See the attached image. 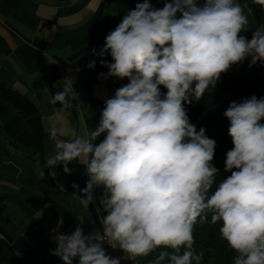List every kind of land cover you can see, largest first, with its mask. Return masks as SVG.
<instances>
[{
  "label": "clouds",
  "instance_id": "9594fccd",
  "mask_svg": "<svg viewBox=\"0 0 264 264\" xmlns=\"http://www.w3.org/2000/svg\"><path fill=\"white\" fill-rule=\"evenodd\" d=\"M254 3L264 9V0ZM247 24L237 0H204L202 5L170 0L159 9L143 0L105 37L98 55L110 54L114 62L101 59V64L108 75L130 82L105 101L87 137L73 131L46 159L47 168L62 165L69 175L70 163L86 161L89 179L80 189L86 205L94 202L96 188H103V235H85L79 225L71 234L57 233L51 254L63 264L76 258L78 264H121L106 254L105 241L127 259L163 248L171 251H161L153 264H199L193 230L208 222L209 214L236 253L233 264H264V97L233 101L225 110L233 147L224 161L230 175L218 184L220 170L212 163L216 141L203 127L197 131L184 107L215 88L233 64L250 58V67L264 65V25L248 40L240 35ZM66 80L51 99L60 105L57 120L79 104L73 105L79 94ZM51 135L55 139V128Z\"/></svg>",
  "mask_w": 264,
  "mask_h": 264
},
{
  "label": "crops",
  "instance_id": "0c3cea01",
  "mask_svg": "<svg viewBox=\"0 0 264 264\" xmlns=\"http://www.w3.org/2000/svg\"><path fill=\"white\" fill-rule=\"evenodd\" d=\"M120 22L117 0H0V82L31 101L45 131L42 160H28L25 155L33 152L30 132L0 101V264H63L51 254L57 233L71 234L79 225L85 235L103 234V188H96L93 203L81 199L80 189L89 179L86 161L70 163L69 175L62 165L47 168L46 159L58 140L70 139L73 131L87 137L97 127L117 79L100 62H114L110 54L98 53ZM90 61L95 67H87ZM66 79L79 94L73 105L79 104L65 109L63 119L57 120L60 105L51 99L63 90Z\"/></svg>",
  "mask_w": 264,
  "mask_h": 264
},
{
  "label": "trees",
  "instance_id": "16d2710c",
  "mask_svg": "<svg viewBox=\"0 0 264 264\" xmlns=\"http://www.w3.org/2000/svg\"><path fill=\"white\" fill-rule=\"evenodd\" d=\"M56 2H68L71 0H53ZM143 0H117V15L122 21L128 11L135 8L137 3ZM167 2H169L167 0ZM150 3L155 8H163L165 3L162 0L152 1ZM248 18L246 31L240 33L248 40L252 38V32L260 25H264V9L254 3V0H246V6L243 10ZM250 65V58L245 59L239 64H233L230 69L221 74L220 80L215 88H209L199 101H193L192 104L185 103L187 115L190 123L196 125L197 131L201 127L206 130V135L216 141L215 156L212 161L215 167L220 171L217 175V184L226 176L230 175L224 171V161L226 152L232 149L231 137L228 135L230 122L222 123L216 115V109L220 99L226 94H237L240 100L255 95L257 98L264 97V65L259 62L256 65ZM130 81L127 78L117 77L114 93L117 89L125 86ZM166 89L161 87V93H166ZM0 101L14 110L25 122L31 136L32 154L25 155L28 160H42L45 131L41 116L36 107L22 93L6 86L0 82ZM264 123V120L260 121ZM216 185H213V190ZM211 215L208 222L204 224L197 223L194 226L193 236L195 243L193 250L200 254L202 259L199 264H233L236 253L229 248L227 242L219 234V223L211 224ZM161 251H171V249L159 248L150 253L142 261V264H153ZM183 251V250H182ZM193 264H197L193 260Z\"/></svg>",
  "mask_w": 264,
  "mask_h": 264
},
{
  "label": "rangeland",
  "instance_id": "374dc122",
  "mask_svg": "<svg viewBox=\"0 0 264 264\" xmlns=\"http://www.w3.org/2000/svg\"><path fill=\"white\" fill-rule=\"evenodd\" d=\"M152 1H156V0H152ZM168 1L170 2V0H168ZM237 2L240 4L241 8L244 10V8L246 6V0H237ZM197 3L202 5L204 3V0H197ZM244 14L246 15L245 12H244ZM233 101H235L237 103L241 102L240 97L237 94H226L220 99V102H219L217 109H216V115L218 116L220 122H222V123H228L229 122V120L224 116V112L229 107L230 103ZM145 257L146 256L138 257L140 263H142V261L145 259Z\"/></svg>",
  "mask_w": 264,
  "mask_h": 264
},
{
  "label": "built area",
  "instance_id": "2783aa9c",
  "mask_svg": "<svg viewBox=\"0 0 264 264\" xmlns=\"http://www.w3.org/2000/svg\"><path fill=\"white\" fill-rule=\"evenodd\" d=\"M163 3H166L167 0H162ZM101 236L103 234H100ZM104 248H105V251H106V254L110 255L111 257H117V258H120L121 260V264H136V259H127L125 258V253L119 249V248H112L111 246H109L107 244V242L105 241L104 242Z\"/></svg>",
  "mask_w": 264,
  "mask_h": 264
}]
</instances>
